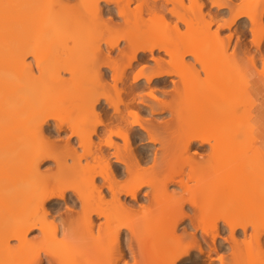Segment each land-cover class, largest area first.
Wrapping results in <instances>:
<instances>
[{
	"label": "bare ground",
	"instance_id": "6f19581e",
	"mask_svg": "<svg viewBox=\"0 0 264 264\" xmlns=\"http://www.w3.org/2000/svg\"><path fill=\"white\" fill-rule=\"evenodd\" d=\"M169 1L83 0L71 9L64 0H0V264H117L130 243L135 259L145 264H264V202L240 199L264 197V174L253 172L264 168L261 134L252 122L255 102L249 83L245 102L233 93L242 77L239 60L233 56L224 69L220 59L233 36L224 48L219 29L226 27L211 32L213 18L206 29L198 24L200 30L190 32L200 20L196 13L189 17L190 10L200 11L203 3L191 0L186 7L175 1L182 9ZM232 1L210 0L235 6L216 7L215 15L235 12L223 24L239 32L237 39L260 24L264 31V5L257 13L239 10ZM86 13L100 18L92 23L99 33L94 39L90 22L87 40L65 24L75 14L82 26ZM169 16L176 18L171 26ZM151 21L153 27L159 23L156 34L147 28ZM122 23L130 24L129 30L117 32ZM69 37L71 46L62 41ZM253 44L258 58L264 56V44ZM250 47L247 43L249 52ZM87 51L90 60L81 66ZM188 56L203 63L204 79L200 73L190 76L192 81L185 77ZM143 89H149L146 96ZM111 90L118 97L112 98ZM189 92L197 97L180 96ZM60 109L68 113L65 119L55 114ZM243 109L248 119L240 117ZM165 113L169 119L150 117ZM51 115L60 119V130L68 127L78 146L64 137L65 149L48 154L56 158V171L46 173L41 164L52 150L45 130ZM244 120L254 131L250 136L244 124L248 140L241 133L246 134L240 127ZM171 145L178 151L170 153ZM207 145L211 154L197 161L191 150ZM69 156L73 163H67ZM209 156L222 163L207 162ZM254 157L245 176L206 174L211 167L216 172ZM74 175L78 182H71ZM36 230L40 236L30 238Z\"/></svg>",
	"mask_w": 264,
	"mask_h": 264
},
{
	"label": "rangeland",
	"instance_id": "374dc122",
	"mask_svg": "<svg viewBox=\"0 0 264 264\" xmlns=\"http://www.w3.org/2000/svg\"><path fill=\"white\" fill-rule=\"evenodd\" d=\"M65 1V4L67 5L66 7H68V8H73L74 6H77V4H79V3H81V2H83V0H64ZM159 1H162V0H159ZM175 1H177V0H170L169 1V4H170V2H171V4H170V6L171 7H173V6H176L177 4L179 5L178 7L179 8H182V6L180 7V3H177V2H175ZM179 1V0H178ZM185 1V2H184ZM203 4L201 5V4H198V7L199 8H197V9H200V11H197V10H195V7H197V6H195V7H192V9L190 10L191 11V14H190V16L188 15V13H187V16H189V17H193V15L196 13L197 15H200V17H199V22L197 23H194V24H192L190 27H191V31L190 32H194V29H198V30H200L199 28H200V26L203 28V27H205V29H206V26H207V22L208 21H210L211 20V18H213V23H212V25L210 26V28H209V30L211 31V32H216V30H218L219 29V25H221L222 24V22L223 23H225L226 21H228L229 20V17H232V16H230V15H233V14H235V12L233 13V11L231 12V10H227L225 13L226 14H219L220 16L219 17H221L220 19H218L219 17L218 16H216L215 14H216V12H217V10H216V7H213V4L210 2V0H200ZM208 1V2H207ZM252 1H254V3L252 2ZM251 2L253 3H250V1H249V3L250 4H252L251 6L248 4V2L246 3V0H244V2H243V0H234V2L232 1V3L231 4H235V2H237L238 4H236V6L237 5H241L240 7H239V10L242 8V9H244V10H252V12H254L253 10H255V12H257L258 13V11L261 9V7L264 5V0H256V2H255V0H252ZM180 2V1H179ZM183 2H184V5L186 6V7H189V5H190V3H191V0L190 1H188V0H183ZM200 2V3H201ZM177 3V4H176ZM71 4V5H70ZM138 4V3H137ZM186 4H189V5H186ZM244 4V5H243ZM61 5L62 4H60V5H58L57 6V11H61L62 9H60V7H61ZM103 5H104V3H103ZM60 6V7H59ZM62 6H64V5H62ZM133 6H136V4L135 5H133ZM111 7H114V5H111ZM177 7V8H178ZM237 8V7H236ZM183 9V8H182ZM184 10H185V8H184ZM186 10L188 11V9L186 8ZM215 10H216V12H215ZM234 11H236L237 12V10L235 9ZM251 12V11H250ZM93 13V12H92ZM85 14L84 15V18H83V24H82V26H78V21H79V16H76L75 14H70V17L69 18H66L65 19V24H66V26H67V28L69 29V27L71 28H76L77 30H78V33H79V35H82L84 38L86 37L85 35H87L88 34V31H89V29H91V27L94 25V24H96V23H94V22H96L97 21V19H99L100 20V18H99V16L98 15H96V16H98L97 17V19L95 18V15H93V14ZM229 13H231V14H229ZM68 15V14H67ZM73 15V16H72ZM88 17H87V16ZM217 18H216V17ZM224 16V17H223ZM229 16V17H228ZM149 18H151L150 16H149ZM224 18V19H223ZM96 19V20H95ZM152 19V18H151ZM217 19H218V21H217ZM94 20V21H93ZM154 20V19H153ZM167 20H168V22L170 23V26L171 25H173L174 24V22L176 21V18L175 17H173V16H169L168 18H167ZM197 20V21H198ZM244 20H246V18L245 19H243V21ZM248 20V19H247ZM200 21H202V22H200ZM242 21V20H241ZM70 22V23H69ZM72 22H73V24H72ZM86 22H87V24H86ZM88 22H90L91 24L92 23H94V24H90L91 25V27H89L90 25L88 24ZM151 22H153V24H151ZM149 24H151L152 26V28H150V27H147V28H149L150 29V31L151 32H149V33H153L155 30L158 32L159 30V28H160V26H158V21H157V27H153V26H155L154 24L156 23V22H154V21H151ZM98 24L100 23V22H97ZM71 24V25H70ZM132 24V23H131ZM198 24H202V25H200L199 26V28H198ZM69 25V26H68ZM73 25V26H72ZM97 25V24H96ZM95 25V26H96ZM99 26V25H98ZM97 26V27H98ZM129 26V27H128ZM132 26V25H131ZM150 26V25H149ZM182 26V29L184 28V26L183 25H181ZM238 26H239V23L237 24V26L235 27L236 29L238 28ZM89 29H88V28ZM186 27V26H185ZM220 27H222V26H220ZM93 28V27H92ZM129 28H130V24H127V23H122L121 25H120V27H119V31H118V28H117V32H120V33H122V31L123 32H125L126 30H129ZM95 29L96 28H93V30L95 31ZM185 29H187V31H188V27H186ZM185 29H183V30H185ZM204 29V28H203ZM70 30V29H69ZM88 30V31H87ZM93 30H91L92 31V34L94 35H92L90 32V35L89 36H91L92 35V38L94 39V37H96V36H98L97 35V29H96V32H94L93 33ZM148 30V29H147ZM202 30V29H201ZM238 30V29H237ZM156 31H155V33L154 34H156ZM86 32H87V34H86ZM100 32V31H99ZM147 32V33H148ZM95 33H96V35H95ZM230 33H232V34H235V35H233V38L231 39V42H230V45H229V47H231V48H233L234 50L237 48V45L235 44V43H232V40H236L237 39V36H238V34H239V32L238 31H236L234 28H232V29H228V28H220L219 29V34H220V38L222 39V43L224 44V48L226 47V44H227V40H226V38H227V35H229ZM99 34V33H98ZM102 34V33H101ZM255 37H256V41H261V37H262V35H264V31H263V26L260 24V25H258L257 26V28H256V31H255ZM247 35V37H248V40H247V43H248V45L249 46H251L250 48H251V51L250 52H248V54L252 57L253 55H254V58H256L257 57V59H256V62L255 63H252V61H253V58L251 59V61L250 62H248V63H245V64H241L240 63V60H239V58H238V56L236 55V54H232V53H234V51L233 52H229L228 51V47L227 48H225L226 49V51H225V49H224V52L222 51V53H224L223 54V56H222V58H220L221 60H224L225 62L223 63V68L225 69L226 67H227V61L228 60H231L232 59V57L234 56V59H236V60H239V62H238V68H237V70H238V72L239 73H241L242 74V77L239 79V81L236 83V85L234 86V89H233V93L234 94H236L238 97H239V100L240 101H242V102H245V95H244V89H245V86H246V84H248L249 83V86H250V80L253 78V77H255V76H257V75H262L261 74V72L259 71V60H260V58H258V55L256 54V51H254L255 50V46H254V44H253V39H252V37H253V34L252 33H247L246 34ZM88 36V35H87ZM88 36V37H89ZM100 37V36H99ZM108 37V36H107ZM115 37H116V35H115ZM70 39V37L69 38H63L62 39V41L63 40H65L64 42H65V44H67V46L69 45V46H71L72 45V43H70L71 41L69 40ZM88 38L86 37V40H87ZM91 39V38H90ZM66 40H69V41H66ZM180 41L181 40H179V45H180ZM182 42H184V41H182ZM64 44V43H63ZM65 44H64V46H65ZM123 45H124V42H123V44H122V46L121 47H123ZM63 46H61V48H62ZM65 49V48H64ZM71 49V48H70ZM69 48H68V50H70ZM220 49H221V47L218 45V47H217V49H216V51H220ZM205 50V49H204ZM222 50V49H221ZM90 51V50H89ZM89 51H87L86 53L87 54H85L84 55V57H83V60H81L80 62H82V63H80V65L82 64V65H84V63L86 64L87 62H89L88 60H90V57H89V55L90 54H94L95 52H94V50H93V52L91 53V51H90V53H89V55H88V52ZM63 55H64V53L63 52H61ZM118 53V49H114V51H113V55L115 56V54H117ZM163 53V52H162ZM220 53H221V51H220ZM92 54V57L93 56H95V55H93ZM164 54V53H163ZM225 54H227V56H225ZM65 55H66V53H65ZM255 55H256V57H255ZM67 56V55H66ZM91 56V55H90ZM63 57V56H62ZM65 57V56H64ZM192 56H188V57H186V58H189L190 60H188L187 59V61H188V63L189 62H191L190 64H189V66H187V67H185L186 69H183V74H185V77H187L186 75H189L188 77H192V76H194V73H195V75L196 76H198L197 74H199L200 73V75H201V77L203 78V75H205L204 73H206V72H204L203 71V69H205V68H202L201 66H203L202 64H201V66H200V64H199V62H196V60H195V58L193 59V57L191 58ZM220 57V56H219ZM219 59V60H220ZM51 60H53V59H51ZM84 62V63H83ZM194 63V64H193ZM198 63V64H197ZM79 65V66H80ZM81 65V66H82ZM195 65H196V67H195ZM141 67V65H138V66H136L135 68L137 69H139ZM192 67V68H191ZM204 67H205V65H204ZM194 69H196L197 71H198V73H196L197 71H195ZM186 70H187V72H186ZM193 70V71H192ZM195 71V72H194ZM200 71V72H199ZM203 71V72H202ZM192 72V73H191ZM187 73V74H186ZM192 75H191V74ZM252 73V74H251ZM251 74V75H250ZM254 74V75H253ZM199 75V76H200ZM251 76V77H250ZM174 77H176V76H174ZM178 77V76H177ZM177 77H176V80H178L177 79ZM190 77V79H191V81H192V78ZM206 77V76H205ZM204 77V78H205ZM179 78V77H178ZM195 78H197V79H199V77H195ZM203 78V79H204ZM196 79V80H197ZM132 80V79H131ZM200 80H202L201 78L199 79V80H197V81H200ZM194 82V81H193ZM204 82V81H203ZM199 83V82H198ZM193 84V83H192ZM199 85V84H198ZM84 86V85H83ZM126 86V85H125ZM158 87H160V85L158 86ZM168 87V86H167ZM169 87L170 88H172V84H169ZM168 87V88H169ZM54 88V87H53ZM51 89V88H50ZM49 89V90H50ZM80 89V88H79ZM86 89V88H85ZM149 89H143V91H141V93L143 94V95H147V91H148ZM160 89H158L157 91H156V93L157 94H159V95H161L162 97H163V93H161L162 91L160 90ZM113 90H111V92H110V94H111V96H112V98L114 97V98H116V97H118V95H117V93L116 92H114ZM191 92H192V90H191ZM191 92H189V93H187L186 95H184L185 93H182L180 96L181 97H184V99H186V100H193V99H195L196 97H197V95L193 92V93H191ZM200 92V91H199ZM79 93V92H78ZM80 93H82V91H80ZM146 93V94H145ZM191 93V94H190ZM189 94V95H188ZM197 94H198V92H197ZM169 95V94H168ZM167 95V96H168ZM124 97H128L127 95H123ZM188 96V97H187ZM170 97H172L171 95H170ZM168 98H169V96H168ZM166 99H167V97H166ZM169 99H171V98H169ZM70 100V99H69ZM74 101V98H72V101L70 100V101H67L66 102V104L67 103H71V102H73ZM69 105V104H68ZM67 105V106H68ZM67 108V107H66ZM57 110V109H56ZM64 109H60L59 111H57L55 114H57V116H62V113H63V116L64 117H62V118H64L65 119V116H67L68 115V113L66 114V115H64V111H63ZM110 110V112L112 111L111 109H109ZM50 112V111H49ZM61 112V114L60 115H58L59 113ZM241 112V111H240ZM169 113V112H168ZM168 113H165V114H161V115H148V116H150V117H152L153 116V118H158V119H162V118H166V119H169V117H170V114H168ZM61 116L59 117V118H61ZM56 117V116H55ZM55 117H53L52 115H51V117H49V118H51L50 120H51V122H49V124H47L46 126H45V130H46V135H49L48 137H50V138H48V140H49V142L50 141H52L51 142V146H52V150L50 149V151L51 152H49V153H45V157H43L45 160L43 161V163L41 164V170H43V171H45L46 173H51V172H54V171H56V168H57V165H56V163H57V161H55L56 160V158H49L50 156H48V154L49 155H52V154H50V153H53L54 152V150L55 149H58V151L60 152H62L63 151V148L65 149V147L67 146L66 145V140H70V144H76L77 145V139L75 138V137H72L71 136V132H70V130L68 129V127L66 126H64L65 128V130L64 129H62V130H60L59 128H58V126H57V121H60V119L58 120L57 119V117L55 118ZM239 117V116H238ZM240 117H242V118H245V119H248L249 118V114H248V112H247V110L246 111H244V109H243V112H241L240 113ZM54 118V119H53ZM53 119V120H52ZM67 119V118H66ZM67 121V120H66ZM60 123V122H59ZM244 124H245V120H244V123H243V126H242V123L240 124V127H243V129L245 130V127H247L248 126V124H247V126H246V124H245V127H244ZM65 125H67V124H65ZM185 125V124H184ZM66 129H67V131H66ZM59 130H60V132H59ZM241 130V129H240ZM249 133H251V135L250 136H252L253 134H254V131H252L250 128H248L247 127V129H246ZM245 130V131H246ZM246 131V134H244L243 132H242V130H241V133L244 135V138L245 139H250L249 137H248V135H247V132ZM251 131V132H250ZM51 132V133H50ZM248 133V134H249ZM58 135V136H57ZM66 135V136H65ZM54 136V137H53ZM63 136V137H62ZM66 138V140H65V138ZM67 137H70V138H67ZM261 137V136H260ZM57 138V139H56ZM56 139V140H55ZM61 139V140H60ZM63 139V140H62ZM95 139H97V138H95ZM260 139V138H259ZM259 139H258V141H257V144L259 143ZM119 140V142H122L120 139H117V141ZM181 140H183V143H184V139H181ZM74 141V142H73ZM46 142V141H45ZM33 143H34V146H36L37 145V142L36 141H33ZM177 144V143H176ZM178 144H179V142H178ZM181 144H182V141H181ZM180 144V146H182ZM61 145V146H60ZM78 146V145H77ZM172 146H174V147H172ZM178 146V145H177ZM177 146H175V145H171V147L169 148L170 149V153H171V150H173V149H175V147H176V149L175 150H177ZM157 147H160V144H159V146L157 145ZM209 146L207 145V147H205V148H207L206 150H204L205 148H203V151L200 149V151H199V149H197V147H194L191 151L193 152V151H197V155L195 154V156H196V160L197 161H201L200 159H202L203 160V158L204 157H206L207 156V158H208V155H206V154H208V153H210V151H211V148L209 147ZM60 148H61V150H60ZM173 148V149H172ZM180 148V147H179ZM57 150H55V152H56ZM79 151H81L80 149H79ZM178 151V150H177ZM176 151V152H177ZM53 153V154H56V153H58V152H56V153ZM173 152V151H172ZM192 152H190L191 154H193ZM199 152V153H198ZM174 153H175V151H174ZM206 153V154H205ZM59 154V153H58ZM57 154V155H58ZM173 154V153H172ZM201 154H203V156H201ZM211 154V153H210ZM218 155H221L220 157L222 158V153L220 152ZM256 156H257V154H255ZM224 156V155H223ZM54 157V156H53ZM199 157H201V158H199ZM203 157V158H202ZM211 156H209V159H210V161H207V162H211V163H222V159H217V158H215L216 156H214V158L213 157H211ZM53 159V160H52ZM68 161H67V163H73V160H72V158L69 156L68 158ZM183 159V158H182ZM256 158L254 157L253 158V160L252 161H250L249 163H248V165H247V163H239V164H236V165H232V166H225V168H223L224 169V171H222L223 169H222V167H221V169H216V172H215V170H214V167L212 168H209L206 172V174L207 175H209V176H214V175H218V173H220V174H222V172H224V174L226 175V174H231V173H234L235 172V174H236V176L240 173L241 175L240 176H245V172H246V174L249 172V171H251V167L252 166H254V164H255V160ZM185 160V159H184ZM183 160V161H184ZM204 160H205V158H204ZM72 161V162H71ZM206 161V160H205ZM65 163H66V160L64 161ZM63 161H62V163H64ZM186 162V161H185ZM241 164V165H240ZM245 164V165H244ZM247 165V166H246ZM245 166L247 167V169L245 170ZM229 167V168H228ZM232 167V168H231ZM242 167V168H241ZM228 168V169H227ZM235 168V169H234ZM239 170H238V169ZM241 168V169H240ZM249 168H250V170H249ZM233 171H232V170ZM237 169V170H236ZM225 170H227V171H225ZM235 170V171H234ZM240 170H242V171H240ZM244 170V171H243ZM187 171H189L188 169H187ZM219 171V172H218ZM221 171V172H220ZM248 171V172H247ZM260 171L261 172H263V174H264V168H262V169H260L259 171H258V169H256V171L254 170L253 172L255 173V175H258V173L257 172H259V174H261L260 173ZM208 172H210L209 174H208ZM237 172V173H236ZM244 172V173H243ZM71 182H78L79 180H80V177H79V175H74V176H72L71 177ZM148 189V188H147ZM170 189L172 190V189H177V190H180V188L178 187V185H171V187H170ZM142 193H144V191L142 192ZM246 196V197H245ZM245 196L243 197V198H240L241 200H246V201H255V202H257L258 201V199H259V201L257 202V203H262V202H264V197L262 196H253V194H249L248 196H247V194H245ZM256 197H258L257 199H256ZM260 197V198H259ZM123 198H124V196H123ZM129 200H130V198H128ZM78 209V208H77ZM64 211H66L65 209H63V211H62V213H64ZM65 214H66V212H65ZM64 214V215H65ZM64 215H63V217H64ZM102 220H103V218H101ZM252 221H255V220H257V216H255L253 219L252 218H250ZM180 228H182V226H180ZM161 230V229H160ZM226 234H228V233H225L223 236L225 237L226 236ZM40 236V234H39V231L38 230H36V231H33V233H31V235L29 236L30 238H36V237H39ZM222 242H223V240H221ZM12 243H16V241L14 242H12ZM252 245V246H251ZM251 247H252V249H253V252H255L256 253V251H257V247H254V246H256V244L254 243V242H252L251 243ZM228 246V245H227ZM46 248H48V247H46ZM42 250H44V249H42ZM30 256V254L29 253H27V254H25V255H23L22 256V258L23 259H26V258H28ZM217 256H218V254H217ZM216 264H218V261H217V263Z\"/></svg>",
	"mask_w": 264,
	"mask_h": 264
},
{
	"label": "snow or ice",
	"instance_id": "6c2138e0",
	"mask_svg": "<svg viewBox=\"0 0 264 264\" xmlns=\"http://www.w3.org/2000/svg\"><path fill=\"white\" fill-rule=\"evenodd\" d=\"M213 7H224V8H234V5L225 4V5H213ZM247 15V14H245ZM231 20L232 17H229ZM223 27H230L229 24H223ZM235 35L230 33L229 37L227 39H231V37ZM242 36V39H236L232 40V43H235L237 45V48L234 50L233 48L229 47L228 51L231 53L235 51V54L238 56L240 63L245 64L251 61L252 57L248 54L249 50L247 48V40L248 37L244 33L240 34ZM253 43H255V34L253 33ZM261 43L264 44V35L261 37ZM259 71L261 72L262 76H264V56H262L259 60ZM135 252L134 248L131 247V243L129 244L128 249L124 252L123 255L120 256V259L117 261V264H145L143 261H138L135 259V256L133 255Z\"/></svg>",
	"mask_w": 264,
	"mask_h": 264
},
{
	"label": "crops",
	"instance_id": "0c3cea01",
	"mask_svg": "<svg viewBox=\"0 0 264 264\" xmlns=\"http://www.w3.org/2000/svg\"><path fill=\"white\" fill-rule=\"evenodd\" d=\"M249 92L254 99L252 122L261 134L259 146L264 150V76L257 75L250 80Z\"/></svg>",
	"mask_w": 264,
	"mask_h": 264
}]
</instances>
